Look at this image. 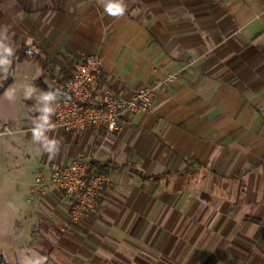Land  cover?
I'll list each match as a JSON object with an SVG mask.
<instances>
[{
	"label": "crops",
	"instance_id": "crops-1",
	"mask_svg": "<svg viewBox=\"0 0 264 264\" xmlns=\"http://www.w3.org/2000/svg\"><path fill=\"white\" fill-rule=\"evenodd\" d=\"M124 4L111 17L97 0H0L15 50L38 47L54 64L49 78L37 60H15L0 94V194L11 181L15 196L22 186L29 195L38 173L85 155L110 175L95 214L73 222L50 184L32 198L28 244L52 261L264 264V0ZM94 52L101 86H156L151 107L113 133L56 127L61 149L50 157L32 140L33 101L21 86L59 93L63 75Z\"/></svg>",
	"mask_w": 264,
	"mask_h": 264
},
{
	"label": "built area",
	"instance_id": "built-area-1",
	"mask_svg": "<svg viewBox=\"0 0 264 264\" xmlns=\"http://www.w3.org/2000/svg\"><path fill=\"white\" fill-rule=\"evenodd\" d=\"M102 59L98 52L85 56L65 83L56 102L53 122L67 133L80 132L89 126L106 128L109 133L118 131L121 123H130L135 113L147 112L152 104L156 86H142L131 94L116 93L101 86ZM88 156L78 155L66 165L52 164L49 175L38 173L30 195L53 185L63 192L70 204L73 222L97 211L100 193L110 182L107 171L90 172Z\"/></svg>",
	"mask_w": 264,
	"mask_h": 264
},
{
	"label": "clouds",
	"instance_id": "clouds-1",
	"mask_svg": "<svg viewBox=\"0 0 264 264\" xmlns=\"http://www.w3.org/2000/svg\"><path fill=\"white\" fill-rule=\"evenodd\" d=\"M97 3L111 17H121L126 12L124 0H97ZM15 52L7 28H0V74L3 75L4 79H7L10 74L9 70L13 64ZM31 54V50H29L28 55ZM21 90L25 100L33 101L30 106V111L34 114L30 128L33 142L39 150L47 153L50 157H55L60 152L61 140L50 134L56 132V125L52 117L57 111L58 92L51 89L42 91L31 83L22 85ZM15 91V89H11L10 92L6 90L10 100L15 98ZM47 259L46 256L35 250L19 254V264H46Z\"/></svg>",
	"mask_w": 264,
	"mask_h": 264
},
{
	"label": "rangeland",
	"instance_id": "rangeland-1",
	"mask_svg": "<svg viewBox=\"0 0 264 264\" xmlns=\"http://www.w3.org/2000/svg\"><path fill=\"white\" fill-rule=\"evenodd\" d=\"M6 136L0 137V140ZM16 186V183L5 181L2 186L4 193L0 194V262L7 264H19V254L25 251L35 250L46 256L43 252L38 251L35 245L28 244L31 241V236H28L27 229L36 221L35 212L32 210L33 196L27 194L25 186H22V189H17L18 195L15 196ZM17 223L23 224L21 237L16 233ZM20 242L21 244H19ZM46 257L48 258L46 264H64Z\"/></svg>",
	"mask_w": 264,
	"mask_h": 264
},
{
	"label": "trees",
	"instance_id": "trees-1",
	"mask_svg": "<svg viewBox=\"0 0 264 264\" xmlns=\"http://www.w3.org/2000/svg\"><path fill=\"white\" fill-rule=\"evenodd\" d=\"M29 50H31L32 53L31 55H28ZM24 59L37 60L42 67L43 73L49 78L53 77L54 64L49 61L44 51L35 46L23 45L15 52V56L13 58V64L9 70L10 72L9 76L7 77V79L2 78V80L0 81V94L13 82L14 79L13 71H14L15 60H24ZM73 73H71L70 75H63V77L61 78V83H65L69 78L72 77ZM104 171H105L104 167H100L96 163H93L91 161L90 172H104ZM0 264H7V263L0 262Z\"/></svg>",
	"mask_w": 264,
	"mask_h": 264
}]
</instances>
